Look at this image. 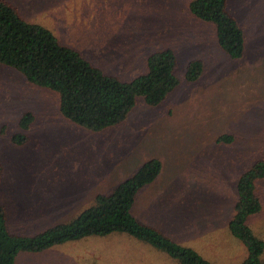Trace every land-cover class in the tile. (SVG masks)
Instances as JSON below:
<instances>
[{
    "label": "rangeland",
    "instance_id": "rangeland-1",
    "mask_svg": "<svg viewBox=\"0 0 264 264\" xmlns=\"http://www.w3.org/2000/svg\"><path fill=\"white\" fill-rule=\"evenodd\" d=\"M7 1L28 22L47 27L126 81L147 72L150 54L173 49L181 80L162 105L140 99L127 121L97 133L66 119L57 93L0 64V205L11 232L34 236L69 222L148 159L160 158L163 172L141 191L134 214L212 264H242L248 252L229 222L239 177L264 159V0H228L248 35L241 60L221 49L213 25L191 13L193 0ZM195 59L205 70L188 83L186 67ZM28 112L35 115L28 142L15 145L12 138L22 132L19 122ZM224 135L234 142L220 143ZM258 187L263 209L249 223L264 239V180ZM16 264L179 263L117 233L22 253Z\"/></svg>",
    "mask_w": 264,
    "mask_h": 264
},
{
    "label": "trees",
    "instance_id": "trees-1",
    "mask_svg": "<svg viewBox=\"0 0 264 264\" xmlns=\"http://www.w3.org/2000/svg\"><path fill=\"white\" fill-rule=\"evenodd\" d=\"M189 8L197 19L215 27L219 46L232 60L245 57L248 35L239 18L229 10L228 0H193ZM0 64L15 69L29 83L57 93L61 114L97 133L127 121L140 99L150 107L162 105L181 84L178 55L173 49L150 54L147 72L126 81L92 63L80 50L64 45L47 27L28 22L7 0H0ZM204 68L202 60L190 61L185 80L197 82ZM34 121V113L23 115L19 122L22 132L12 138L15 145L28 142L26 132ZM219 142L232 144L234 137L224 135ZM163 167L160 158L148 159L112 192L97 195L95 204L73 220L34 236L11 232L8 211L0 205V264H16L22 253L40 254L89 237L117 233L148 244L179 264H212L193 248L181 245L134 214L139 194L157 181ZM3 172L0 161V187ZM261 180H264V159L245 171L236 185L238 198L229 231L247 249L242 264H264V239L249 223L263 209L258 187Z\"/></svg>",
    "mask_w": 264,
    "mask_h": 264
},
{
    "label": "crops",
    "instance_id": "crops-1",
    "mask_svg": "<svg viewBox=\"0 0 264 264\" xmlns=\"http://www.w3.org/2000/svg\"><path fill=\"white\" fill-rule=\"evenodd\" d=\"M145 223V222H144ZM147 224H150V223H147ZM154 226V225H153ZM49 228V227H48ZM159 229V228H158ZM160 230V229H159ZM163 232V231H162ZM164 233V232H163ZM166 234V233H165ZM27 236H31V235H27ZM69 244V243H68ZM50 250V249H49ZM46 251H48V250H46ZM46 251H44V252H46ZM43 252V253H44ZM49 253V252H48ZM25 254H28V253H25ZM41 254V253H40ZM47 254V253H46ZM23 260H24V258H23Z\"/></svg>",
    "mask_w": 264,
    "mask_h": 264
}]
</instances>
